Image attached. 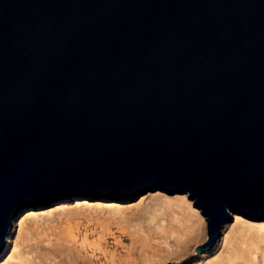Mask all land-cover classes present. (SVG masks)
<instances>
[{
  "label": "water",
  "instance_id": "1",
  "mask_svg": "<svg viewBox=\"0 0 264 264\" xmlns=\"http://www.w3.org/2000/svg\"><path fill=\"white\" fill-rule=\"evenodd\" d=\"M156 190L197 254L264 221V0H0V251L24 208Z\"/></svg>",
  "mask_w": 264,
  "mask_h": 264
},
{
  "label": "rangeland",
  "instance_id": "2",
  "mask_svg": "<svg viewBox=\"0 0 264 264\" xmlns=\"http://www.w3.org/2000/svg\"><path fill=\"white\" fill-rule=\"evenodd\" d=\"M179 196H185L184 204L191 203L185 194L168 195L156 190L129 201L64 199L24 208V212L33 211L38 216L63 204L67 211L54 212L41 220L28 218L25 224H19V217L24 216L23 211L20 212L22 214L8 230L6 240L9 244L0 255V264H20L14 260L17 255L25 260L21 264H211L228 255L231 229L237 226L235 215L246 223L264 224L261 220L232 214L208 252L197 254L193 249L206 239L205 222L192 203L188 221L170 220V213L152 210L157 198L173 201L182 199ZM77 201L90 207L76 209ZM96 204L101 208L98 209ZM110 207H118L119 211ZM193 209L201 218L193 215ZM67 231L75 233L76 241L86 238L87 243L81 246L67 242ZM260 256L258 254L256 262L238 261L235 264H264Z\"/></svg>",
  "mask_w": 264,
  "mask_h": 264
},
{
  "label": "bare ground",
  "instance_id": "3",
  "mask_svg": "<svg viewBox=\"0 0 264 264\" xmlns=\"http://www.w3.org/2000/svg\"><path fill=\"white\" fill-rule=\"evenodd\" d=\"M179 197H182V199H179V200L175 199L173 201L165 197L157 198L156 200H154L152 204V210H160L166 213H170V215L172 216L170 217V220L179 218L180 220L182 219V220L188 221V218L192 215L191 209L193 207L191 208V203L188 201H187L188 205L184 204V201L186 200L185 196H179ZM100 204H96L98 209L101 208ZM75 206H76V209H79L82 207L83 208L90 207V205L85 204V203H80L78 201L76 202ZM113 206H116V205H113ZM66 207L67 206L65 204L61 206H57L56 208L49 210L47 213H45L44 216H38L33 211H29V210L26 212L23 211L22 213H24L23 214L24 216L23 217L20 216V214L22 213L18 214L17 216H14L11 220V225L13 224V222H15L16 219H18L17 218L18 216H20L19 224H25V221L28 218L41 220V219L47 218L48 216H52L54 212H59L61 214L65 213L67 211ZM110 209L113 211H119L118 207H110ZM193 210L195 211V213L193 212V215H197L198 217H200L198 211L195 209ZM234 220L237 226H235L236 228L234 227V230L231 229L230 243L228 245L229 249L227 248L228 255L226 254L227 255L226 257L215 259V261L211 264H235V262H238V261H243V262L246 261L250 263L256 262L258 258V254L261 255L260 257L264 262V224L263 223L258 224L256 222L246 223V222L241 221V219L236 215L234 216ZM7 235H8V232L6 234L3 247L0 251V255L3 253L6 246H8L7 245L8 240H6ZM65 238L67 242L79 243L81 246H84L87 243L86 238H82V237H81L82 239L79 237L81 239L80 242L76 241L77 236L72 231H67ZM205 252H208V251H204L201 254ZM14 260L20 264L25 263V260L19 258L18 255L14 258Z\"/></svg>",
  "mask_w": 264,
  "mask_h": 264
}]
</instances>
